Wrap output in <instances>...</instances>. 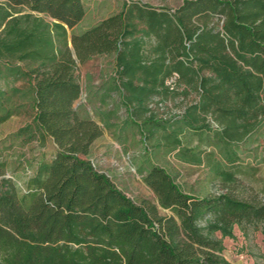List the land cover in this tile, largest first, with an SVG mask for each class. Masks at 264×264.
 I'll use <instances>...</instances> for the list:
<instances>
[{"label":"trees","instance_id":"16d2710c","mask_svg":"<svg viewBox=\"0 0 264 264\" xmlns=\"http://www.w3.org/2000/svg\"><path fill=\"white\" fill-rule=\"evenodd\" d=\"M85 15L83 0H0V125L31 113L0 143V155L18 144L30 168L19 181L0 161V264H229L223 239L235 227L264 236V201L231 190L234 145L264 125V0H184L175 9L125 0L74 32ZM98 56L112 57L114 92L99 121L75 109L77 68ZM192 93L182 115L159 112ZM118 107L126 117L116 134ZM129 125L192 164L202 159L186 140L210 137L224 150L213 170L225 192L187 193L151 165L141 172L158 205L136 203L89 158L105 130L120 140ZM49 142L51 160L28 159L30 143Z\"/></svg>","mask_w":264,"mask_h":264},{"label":"rangeland","instance_id":"374dc122","mask_svg":"<svg viewBox=\"0 0 264 264\" xmlns=\"http://www.w3.org/2000/svg\"><path fill=\"white\" fill-rule=\"evenodd\" d=\"M125 0H83L86 15L74 32L83 31L100 20L118 12ZM154 7L175 9L184 0H135ZM113 72L112 57L98 56L89 62L79 65L76 71L77 79L82 87V94L75 103V109L83 117L100 120V114L106 113L111 100L109 93L113 92L110 77ZM22 81L18 83L20 85ZM114 93V92H113ZM196 99V94L178 96L160 106L159 112L164 117L180 116L186 107ZM25 101H22L24 103ZM111 106H109L110 108ZM111 123L122 124L126 113L123 108H117ZM31 113L20 109L19 114L0 125V143L8 139L9 135L23 122L30 119ZM213 129L216 126L210 122ZM113 129L105 130L92 149L90 159L98 169L108 173L118 187L136 203L150 201L156 205L157 198L153 191L144 183L143 173L151 165L165 168L175 179L176 183L187 193L205 196L210 193L225 192L219 180L216 179L213 165L224 158L223 149L214 145L213 140L199 139L194 135L187 139V145L193 150L191 154L202 159L201 164H192L177 159L174 152L168 149L155 148L152 142L145 144L139 131L129 125L117 140L112 136ZM115 133V132H114ZM212 136V134L210 135ZM125 140L122 141V138ZM238 161L234 168L237 181L232 185V193L242 199H257L264 201V125L240 145H234ZM14 151V152H13ZM10 153L1 154L0 161L5 163L6 175L24 181L29 165L17 154L23 153L17 144ZM25 152H29L28 159L41 157L45 161L51 160L55 148L51 142L45 143L43 148L39 144L28 145ZM129 157V160L127 159ZM211 159V161H210ZM18 175V176H17ZM160 215L166 216L168 211L159 207ZM232 238L223 239V255L229 264H264V237L253 230L244 235L237 227ZM220 237V235L218 234Z\"/></svg>","mask_w":264,"mask_h":264},{"label":"crops","instance_id":"0c3cea01","mask_svg":"<svg viewBox=\"0 0 264 264\" xmlns=\"http://www.w3.org/2000/svg\"><path fill=\"white\" fill-rule=\"evenodd\" d=\"M23 124H24V123H23ZM23 124H21V125H20L18 128H16L14 131H16V130L19 129L21 126H23ZM14 131H13V132H14ZM13 132H12V133H13ZM94 144H95V143H94ZM263 237H264V236H263Z\"/></svg>","mask_w":264,"mask_h":264},{"label":"built area","instance_id":"2783aa9c","mask_svg":"<svg viewBox=\"0 0 264 264\" xmlns=\"http://www.w3.org/2000/svg\"><path fill=\"white\" fill-rule=\"evenodd\" d=\"M127 159L129 160V157H127Z\"/></svg>","mask_w":264,"mask_h":264}]
</instances>
